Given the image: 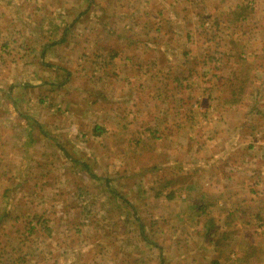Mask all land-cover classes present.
<instances>
[{"label":"crops","instance_id":"1","mask_svg":"<svg viewBox=\"0 0 264 264\" xmlns=\"http://www.w3.org/2000/svg\"><path fill=\"white\" fill-rule=\"evenodd\" d=\"M103 1L119 0H0V177L17 178L0 193V200L7 198L9 204L0 224L9 214L21 229L10 233L12 243L25 248L11 250L8 258L0 250V264H260L264 177L253 162L264 157V130L259 127L264 74L251 68H263L264 60L255 58L264 45L258 39L262 28L250 25L258 14L255 0H153L159 25L153 33L118 24L122 21L113 6L108 14ZM91 2L103 11L91 9ZM194 13L216 23L213 34H200L207 36L200 55L181 42L192 39ZM84 17L95 24L86 25ZM166 20L171 21L169 28ZM176 22L182 29L172 28ZM151 34L155 43L140 40ZM210 37L220 51H206ZM146 45L153 47L150 63L173 89L165 110L162 97L160 114L169 109L187 118L168 128L154 121L136 127L126 117L115 134L104 119L118 111L114 98L144 93L140 84L148 79L142 72L152 65L143 66L139 53ZM127 66L139 67L141 74L126 75ZM194 66L219 78L217 88L222 84L219 91H205L207 103L201 109L193 101ZM210 66L217 67L218 75ZM54 91L67 97L77 93V101H68L71 107L64 112L60 106L51 108ZM16 102L26 104L25 109L34 105L33 110H17ZM34 110L48 119L46 115L36 122L30 114ZM135 110L145 115L142 105ZM204 113L208 118L203 124L221 121L222 136L202 132V145L192 121ZM21 115L27 121L19 120ZM185 126L187 142L177 133ZM171 133L180 143L169 138ZM104 134H112L109 146L125 142L139 147L129 154L127 150L126 163L117 171L107 169L113 156L108 160L103 154ZM245 135L249 156L237 152ZM252 152L261 155L256 159ZM13 193L16 200L9 198Z\"/></svg>","mask_w":264,"mask_h":264},{"label":"rangeland","instance_id":"2","mask_svg":"<svg viewBox=\"0 0 264 264\" xmlns=\"http://www.w3.org/2000/svg\"><path fill=\"white\" fill-rule=\"evenodd\" d=\"M127 1L128 0H119L117 2H109V1L104 2L103 1L104 3L102 2L103 3V7L102 8H104V9L106 8V11H108V14H109V12H110V10H111V8L113 6L112 9H113L114 13H116L117 14V18L122 21V22L118 23L120 25H131L134 28L139 27V28H141L143 30H147L150 33H153L155 28H156V26L157 27L159 26L158 22L156 20L157 17L155 18V16H154L155 12L158 9V6L155 4V2L153 3V0H146L145 2H137V3L133 2L132 0H129V2H127ZM254 3L257 4V8H258L257 12H258V14H257L255 19L251 20L250 25L254 26V23H255V24H257L256 28L257 27L262 28V31L259 34V38L258 39L260 40L262 45H264V0H255ZM95 6H96V8H95ZM100 6L101 5L97 4L96 2H91V9L94 8V9H96V11L101 12L103 10H102V8L100 9ZM177 7H180V5H177ZM166 8L171 11V5L168 4L166 6ZM122 15H126L127 17L123 18ZM130 17H131V19H130ZM86 19H87V17L83 18V20H86ZM141 19L143 21H149V22L147 24H145ZM191 20H192V24H191L192 27L190 29V32H191L192 39H188V40L187 39H182L181 42L186 43L185 41H187L188 43H190L189 45H190V47H192L193 53L197 52L198 55H200L201 53L205 52V48H204V45L202 43L203 42V37L204 38L207 37V36H202L200 34L201 33L203 34V32H206V31L209 32L208 34H213L216 23H215L214 19H212L211 17L201 20V19L197 18L195 13L193 14V18ZM86 21H87L86 25L93 26L95 24V23L92 24V22H90L88 19ZM138 22H140V24L133 25V24L138 23ZM163 24L166 25L169 28L171 26V21L170 20H166ZM175 24L176 25H172V28H181L182 29V24H180L181 27H177V25L179 23L176 22ZM146 25H149L151 27L146 26ZM73 34H72V36H73ZM135 37H139V36H135ZM74 38L77 39V35H74ZM211 38L212 37H210L209 40H208L209 46H207L208 49L206 51L209 52L210 47H212L215 50L222 49L221 46H219V47L217 46L216 47L217 40L213 39L214 37L212 38V40H210ZM142 39H145V41L149 42V43H155L154 42V39H155V35L154 34L147 35L144 38L142 36H140V40H142ZM195 43H197V45H195ZM145 47L146 48H145V51L143 53L144 55L142 54L141 47H140V52H139V53H141L140 56L141 57L144 56L143 59L145 58L144 59L145 60V64L143 66H146V64L149 65L150 60H153V58H154L153 47L149 46V45H146ZM76 49H77V47H75V56H74V58L77 56ZM218 51H220V50H218ZM136 52L138 53L137 50H136ZM244 53H246V52H244ZM66 54H67V56L70 59H72L68 53H66ZM65 56L66 55H64L63 57L65 58ZM251 56H253V53L251 55H249L248 58H250ZM257 56H258V58H255V59H257V61L261 62L262 59L264 60V50L263 49L257 50ZM214 57L215 56H213V58ZM243 57L246 58V56H243ZM68 61H71V60H68ZM73 62H74V60L70 62V65H72ZM150 64H152V63H150ZM72 67H74V66H72ZM194 67H195L194 75L197 76V77L196 78H193V77L190 78L189 77V78H190V80H192V84L191 85H194L193 88H192V89H194L193 90V101L195 102V104H199L198 106L201 109V104L202 103H207V101L205 100V97H203V94H205V91L209 90V89L215 90L217 88V85L221 81L219 80V78H216V79L211 78L212 73H210V72H209V74L208 73L204 74V71L200 68V66H199V68L196 67V66H194ZM125 69L127 70L126 75L130 74V76H135V75H140L141 74V70H139V67H137V66H127V67H125ZM210 69L211 70H217V67H215V69H213V66H210ZM256 69H257V66L251 68V70H255V72H257V73L261 72L262 74H264V65H263V68H260L257 71H256ZM142 73H144L147 76V79H148V82L145 85L144 84H140L141 87L145 88L144 91H142L144 93L141 94L140 96L136 95V94H132V95H135V96H139L140 98L132 97L131 99H128V100L126 99V97H125V99L114 98V100H113L114 101V106H118L119 107V108H116L115 110H118V111L115 112L114 114L108 115L107 118L104 119V121L108 122V125L111 127V130L116 131L115 134L118 131L117 130V125L122 123L123 120H126V117H128V120L133 121V124L136 127L138 125H140V124H143L144 122L152 123L154 121V123L157 122V124H160V123L161 124H165L166 123L168 128L172 127L173 126L172 123H176L177 120H179L181 122V121H184V119L187 118V117L185 118V114L184 113L179 115V118H178L177 115H175V114L172 115L169 112V109H168L167 113H164L163 115L160 114V108L159 107L161 105L160 103H161L162 97H165L163 99V101H165V103L163 102V104L161 105V107H162L161 109L165 110L166 107L170 106V91L173 90V89H170L171 83H170V81L164 80L163 77H161V75H162L161 73L162 72L159 75L157 74V69H155L153 64L150 65V66H147L146 67V72H142ZM218 73H219V70H217L215 75H218ZM222 73L226 74L227 72L223 71ZM189 81H187V82H189ZM255 83H257V82H255ZM114 85L118 86V87L122 86L121 83H116V82H115ZM221 85L218 86L217 90L221 87ZM262 85L264 86V82H262ZM133 87L135 89H136V87H138L136 80L133 82ZM256 87L257 86H254L252 88L255 89ZM160 93H161V95H159ZM183 93H185V92H183ZM76 94L77 93H75L73 95L69 94L68 97L66 95L64 96V94L63 95H58L56 92H55L54 96H50V94H49V96L52 97L53 101H49L48 105L51 104V106H50L51 108L60 106V107H62V108H60L61 109L60 111L64 112L65 110H67L66 109L67 107L68 108L71 107L67 103L68 101L69 102L70 101L71 102L72 101H77ZM125 94L126 93H124L123 95H125ZM203 99L206 102H203ZM244 100H246V98ZM250 100H252V99L250 98ZM0 103H4V99H1ZM36 103H38V102H36ZM138 105H142L144 107L146 112H144L143 114H145V115H141V113H140V115H138L137 111L135 110V108ZM187 105L184 104V106H187ZM259 105L260 106L262 105V101H260ZM33 107H34V105H31V106H28L27 109H25L26 108V104L24 106H23L22 102L21 103L16 102V104H15V108L17 110H20L22 112H27V113H28V110H33L32 109ZM195 107L197 108V105H195ZM247 107L248 106L245 105L246 109H247ZM127 109H129V111H130L128 114H127V111H126ZM152 109L156 110V111L154 113L149 112V110H152ZM205 109H203V110H205ZM31 112L32 113H30V114L34 116L33 119L36 122L44 121V117L47 115V114H45V116H43V113L41 112V110H38L37 112L34 110V111H31ZM213 116H215V115L213 113H211L210 117H213ZM48 117L49 116L47 115L45 119H48ZM63 117L61 118V120H60V118L56 117L55 120L56 121H62ZM207 118H208V116L205 115V113H204V117L202 115H200V114H196L194 119H193V121H192L194 133H196L197 137L199 138L198 143H201L202 145L206 144L204 142L203 138L201 136L199 137V135L202 132H205L207 130H212L211 132L213 133V136H216V135L222 136L221 128H219L220 124H221V121L220 120H214V122L210 123V125H207L209 123L203 124V121L205 119H207ZM19 120H23V121L26 120L27 121V119H25V117H23V115H21ZM88 121L90 122V120H88ZM260 121H261V119L260 120H256L252 124H256L257 125ZM109 122H113V124H111ZM256 125H254V126L256 127ZM18 126L20 127V125H18ZM259 127L264 130V118L262 120V123L259 125ZM111 130L108 131V132H111ZM173 131H175V129ZM128 132L133 133V130L128 131ZM164 133H167V131H164ZM177 133H179L178 134L179 135V137H178L179 139H183V140H185V142H187V140L189 139V134H188L189 130H188V128L186 126L183 129L177 131ZM40 134H42V133H40ZM111 135L112 134H109V135L104 134V138L103 139H106V140H104V143H106V144H103L102 148H103V154H104L105 157L107 156L108 160H109L110 157L113 156V158H112L113 164L111 163V161H109L108 164L106 165L107 169L109 170V169L112 168V169L117 171V169L119 170L120 169L119 167H121L120 163H123V161H124V163H126L125 161H126L127 154L132 153L134 151H137L139 147L137 148L132 143H128V145H126L125 142L123 143V145L120 142L119 144H116L114 146H109V144L112 143V141H114V139L112 137H110ZM55 136H57V134H55ZM170 136H169L170 139H172L176 143H180L179 142L180 140L178 138H175V135H173L171 133ZM20 137H21V135H20ZM113 137H115V136L113 135ZM115 138H117V137H115ZM244 138H245V140L242 139L243 144L237 145L238 146L237 147L238 148L237 152L240 154V151H242V154L248 155L247 152H246V148H247L248 144H245V143H247L246 140H248L249 138L247 139V135H245ZM125 139H127V138H125ZM164 139L165 138H163L162 140H164ZM134 142H135V140H134ZM163 143L164 142H161L162 145H163ZM213 143L214 142H212L210 145H212ZM85 145L87 147H90V146H88L87 143ZM240 145H242V146H240ZM107 146H109V147H107ZM199 147L201 148V145H199ZM65 149H67V147H65ZM128 149L130 151L126 154ZM196 149H198V148H196ZM105 152H107V154ZM183 152H185V151H183ZM238 153H237V155H239ZM252 154H254L256 156V159H257L258 155H261L260 153L257 154V152L256 153L252 152ZM108 160L107 159H103V161H105V162L108 161ZM254 161H255V162H253L255 164L254 167L255 168L257 167L256 169H259V170L262 169L260 171L262 173V176L264 177V173L262 172V171H264V157L259 158L258 160H254ZM0 165H1V163H0ZM16 182H17V178L14 179V180L9 181L8 179H3V178L0 177V191H1L0 193H2L4 190H6L7 187H9V186L11 188ZM14 194L15 193H13L11 195V197H9V198H11L12 200H16L15 198H13ZM255 200H256L255 202H257V199H255ZM0 202H1L0 203V215L3 216L4 213H5V207L8 208L9 204L7 203V198L6 199L4 198L3 200H0ZM160 207H161V205H160ZM160 207H159V209H160ZM165 210H167V209H165ZM4 218L5 219L1 221L2 224H0V226H1L0 233L2 235V236H0V237H2V241L0 242V250L2 251V253L5 254L4 256L6 258H8L6 255L11 254V250L23 252L25 250V248L24 247H19V244L17 242L12 243V239H11L10 233L11 232H20L21 229H18L16 226H14L13 222L10 219V215L9 214L8 215L6 214L4 216ZM184 245H186V247H187V243H184ZM259 258L263 259V261L260 264H264V254L260 255ZM9 263L6 262V261L4 262V264H9Z\"/></svg>","mask_w":264,"mask_h":264},{"label":"trees","instance_id":"3","mask_svg":"<svg viewBox=\"0 0 264 264\" xmlns=\"http://www.w3.org/2000/svg\"><path fill=\"white\" fill-rule=\"evenodd\" d=\"M252 68H253V67H252ZM258 68H260V67H257V69H258ZM242 72H245V70L243 69ZM242 72H241V73H242ZM240 75H241V74H240ZM242 76H243V75H242ZM245 77H247V76L245 75ZM242 78H243V77H242ZM242 82H245V80H242ZM100 133H101V130L98 131V128H96V130L94 131V134H95V135H99Z\"/></svg>","mask_w":264,"mask_h":264}]
</instances>
